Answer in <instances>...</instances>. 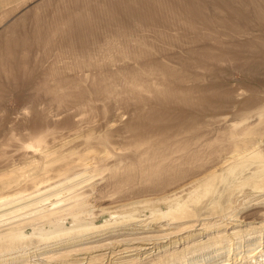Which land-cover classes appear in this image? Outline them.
Listing matches in <instances>:
<instances>
[{
  "label": "rangeland",
  "instance_id": "rangeland-1",
  "mask_svg": "<svg viewBox=\"0 0 264 264\" xmlns=\"http://www.w3.org/2000/svg\"><path fill=\"white\" fill-rule=\"evenodd\" d=\"M198 1L214 23L192 20L184 0H0V57L25 62H0V231L31 239L14 253L42 245L10 264H169L264 226V189L249 185L234 186L224 210L206 199L194 216L156 212L236 150L264 157V0ZM249 21L252 37L228 34ZM184 122L199 126L196 152L183 151ZM90 217L99 229L72 243L33 234Z\"/></svg>",
  "mask_w": 264,
  "mask_h": 264
},
{
  "label": "bare ground",
  "instance_id": "bare-ground-1",
  "mask_svg": "<svg viewBox=\"0 0 264 264\" xmlns=\"http://www.w3.org/2000/svg\"><path fill=\"white\" fill-rule=\"evenodd\" d=\"M220 1H221V3L225 4V6H229V7L231 6L230 3L232 0H220ZM251 1H250V3H251ZM114 2L115 1H113V3ZM216 2H218V1L216 0ZM254 2H255V0H254ZM113 3H112V5H113ZM184 3H185V5L183 7V11L187 12L189 17L192 18V20H205L209 24H210V22L214 23L213 18L209 17L203 11L204 9H203L202 3L200 1H198V0H184ZM205 4H207V3H205ZM219 4H220V2H219ZM220 5H222V4H220ZM245 5H246V3H245ZM146 7H145V10H146ZM246 8H247V6H246ZM231 10H229V11H231ZM234 14L236 15V13H234ZM243 15H245V14H243ZM123 18H124V16H123ZM145 18L147 19V17H145ZM250 18H249V20H250ZM258 18L264 19V11L262 9L258 10ZM120 19H122V15H121ZM135 20H137V19H135ZM247 22H246V25H244V26H242V24H234V23L228 24L227 23L229 26L228 27L229 31H227V30L226 31L228 32V34H230L234 37H248L249 35H251V37H252V30H254V28L249 27L250 21H249V23H247ZM160 23H161V21H160ZM256 23H258V22H256ZM256 23H255V26L257 27ZM151 27H153V26L151 25ZM213 29H214V27H213ZM83 32H85V31H83ZM258 34L259 33H257L256 35H258ZM253 35H254V33H253ZM256 35H254V37ZM259 36H260V34L258 35V37ZM82 38H83V36H82ZM74 39L76 40V38H74ZM184 41L185 40L183 39V42ZM240 41H242V40H240ZM250 41H253V40H250ZM83 42H85V40ZM83 42L78 41V42H74V43H76L77 45L78 44L83 45L84 44ZM2 46H0V47H2ZM222 48H224V47H222ZM6 49H8L7 50L8 52L11 51L10 50L11 48L9 49V46H7ZM81 50H82V52H87V49L84 45H83V48H81ZM157 51H158V49H157ZM224 51L225 50L223 49V52ZM154 52H156V51H154ZM226 54H228V53L226 52ZM224 55H225L224 53H219L215 56L214 59H217V60L224 59ZM16 58H17V56H16ZM16 58L1 55L0 62L8 63L9 65H11V67L17 66L20 69L21 64L22 63L25 64V62H22L21 59H16ZM200 101H202L201 97H200L199 102H197L194 105H199V104L203 103ZM191 103H193V102H191ZM187 106H188V104H187ZM190 107H191V105H190ZM198 127L199 126L195 127L193 124H189L188 122H184L183 127H182L183 128L182 132H183V134L185 133V135H186V143L184 144L183 151L189 152V149H191L192 151L196 152L195 148H196L198 142L201 141V134L197 133ZM195 139H196V141H194ZM211 152L212 153L215 152V148H213L211 150ZM186 159L189 162V164H187L188 167H192V165H190V164L202 165V162L199 163L201 160H199V158H197V157H195V158L186 157ZM191 161H194V163H190ZM252 164H256V171L253 174L246 177L244 175V172L246 170L250 169V166ZM221 170H222V173H220V174L211 172V173H206L204 176L196 177L194 182L192 179V185L191 184H189V185H191V187L194 186L195 188L190 189L189 192L185 195H181V196L176 197L172 200H168V202L165 203L166 204L165 209H157L156 212L161 213L162 216H171L172 218H183V217H188V216H194L196 214V206H198L199 204H202L204 202V200H206V199L208 200L209 204H212V208L224 210L225 207L223 206L222 200H223L224 196L234 186H236V188H238V190H237L238 192L243 191V187L245 185H249L252 188H256V189H264V157L258 151L250 152L248 149L245 151L236 150L232 156V160H230V162H228L227 164L222 166ZM217 181L219 183L223 184V187H224L223 191H219V189L217 188V184H218ZM218 192H219V194H217ZM55 205L56 204H54V206L52 208H50L49 210L59 208L58 207L59 205H56V206ZM134 211L135 210L130 211V214H126V215H130V217L133 215H136V214H133ZM124 213H126V212H124ZM57 215H61V214H59V213L52 214L53 217L57 216ZM120 215H122V214L120 213ZM117 217H118V214L113 215V218L115 219L114 224H115V222H118L116 220ZM122 217H124V216H122ZM89 219H90V222H89ZM89 219L85 220V222H84V221H81V220H84L82 218H75L74 222L72 221V223L74 224L77 221L79 222L76 225L74 224L75 228L79 227L77 229L74 228L73 224L72 225H73L74 229L70 228V226L69 227L67 226L68 228L63 227L62 222L60 220H56V221L52 222L53 227H54L52 231H44L43 230L44 228L41 229L39 226V227L34 229L33 234L35 236L38 235V238H39L38 241L39 242L53 240V239H59L56 243H72L76 238H79V237H76V234H74L75 231L82 233V232H87L89 230L90 231L93 230V232H94V231L99 229V226H96V224L93 221H91L93 219H91V217ZM113 220H111V221H113ZM108 223H110V222H108ZM64 226H65V224H64ZM50 228H51V226H50ZM17 229H19V228H11L7 232L6 231H0V252H2L1 251L2 249H6L7 251H12L9 254L7 253L5 255H2L0 253L1 254L0 255V264H10V263L16 261L17 259L23 258L26 254L27 255L29 254V256H30V255H32L31 252H33V253L37 252L36 250H38L39 248H41L40 246H42L40 244H38V245L34 244V245H31L32 247H34V249H31L32 247L30 248L32 251L30 249L23 251L25 249L20 248L21 250L19 249V251L14 253L13 251H15V249H18L17 247H19L20 245H22L26 242H30V240H31V239L29 240L28 237H25L24 234L22 232L18 231ZM91 234H93V233H91ZM164 246L165 245H161V248ZM184 253L185 252L179 253V256L174 258L172 260V263H169V264H222L223 262L225 264H231V262H230L231 260H232V262H236L238 260L246 259L247 256L249 257V261H248L249 263L248 264H264V226L260 227L259 229H256V230H248V229L246 230L245 229V230H241L239 232H234L230 235H222L219 238L215 239V241H213L212 243L202 244L199 247H193L192 251L185 253V254ZM253 259H255V260H253ZM159 264H167V263L160 262Z\"/></svg>",
  "mask_w": 264,
  "mask_h": 264
}]
</instances>
